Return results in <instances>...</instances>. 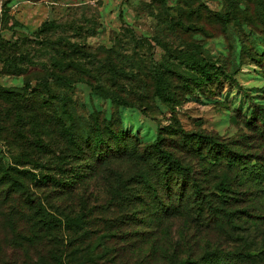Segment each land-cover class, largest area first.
Returning <instances> with one entry per match:
<instances>
[{
    "label": "rangeland",
    "instance_id": "374dc122",
    "mask_svg": "<svg viewBox=\"0 0 264 264\" xmlns=\"http://www.w3.org/2000/svg\"><path fill=\"white\" fill-rule=\"evenodd\" d=\"M8 21L39 30L41 38L8 29ZM0 34V52L42 65L24 76L7 74L9 68L0 63L1 86L21 87L25 79L47 78L49 73L71 78L68 87L49 82L50 90L69 102L51 125L33 121L28 109L12 110L0 100V160L16 166L15 158L31 157L45 167H18L29 168L36 178L46 174L68 181L73 188L68 199L47 198L53 185L26 179L27 195L13 191L7 200L0 197V264H179L189 252L198 255L195 250L208 241L225 249L235 245L217 227L205 230L182 217L162 221L155 214L146 218L142 211V217L120 218L113 194L120 175L114 172L131 176L140 166L123 158L110 169L94 168L77 156L63 158L65 137L55 122L73 119L79 124L93 111L117 116L121 128L141 145L153 144L161 132L163 147L194 171L204 193L225 175L234 178L225 168L205 171L175 138L181 131L201 132L264 156V139L244 122L249 105L264 106V0H0ZM52 58L74 67L58 71ZM159 76L165 79L164 90L156 87ZM117 96L127 105L119 104ZM42 98L51 100L46 93L34 100ZM51 104L60 105L58 99ZM39 140L50 149L34 145ZM61 161L65 173L58 167ZM244 185L234 189L247 193ZM239 197L237 206L258 208L254 195ZM29 200L34 204L27 206ZM62 201L71 203L74 213L88 216V236L83 229L67 228L59 233L61 241L54 235H34V205ZM104 218H114L113 223ZM103 235L104 244L94 247L95 238ZM259 241L257 237L253 247Z\"/></svg>",
    "mask_w": 264,
    "mask_h": 264
},
{
    "label": "trees",
    "instance_id": "16d2710c",
    "mask_svg": "<svg viewBox=\"0 0 264 264\" xmlns=\"http://www.w3.org/2000/svg\"><path fill=\"white\" fill-rule=\"evenodd\" d=\"M4 5L5 2L2 5L3 8ZM8 29L32 36L35 40L41 38L39 30L31 31L17 21H8ZM25 61L21 54L16 57L14 53L5 55L0 52V63L3 67L9 68L7 74L25 76L42 66L35 62L25 64ZM52 65L61 72L74 67L71 62L56 58H52ZM33 80L35 81L34 86L31 85ZM70 81L71 78L59 73H49L47 78L35 75V77L25 79L21 87L0 85V100L12 110L28 109L31 111L33 121L38 123L42 121L51 125L54 119H58L60 112L67 111L69 102L55 95L50 90L49 82L59 87H68L71 84ZM155 81L156 87L160 86L163 90L165 89L163 77H156ZM42 93H46L51 100L42 98L36 102L35 96ZM55 99H58L59 106L51 104ZM116 101L127 105L118 96ZM61 106L63 109L59 111ZM247 114L248 117L244 120L245 126L256 132L260 139H264V106L251 104L248 106ZM88 117L87 121L83 120L79 124H75L73 119H70L68 123L64 122L65 120L55 122L61 129L60 135L65 137L67 153L63 154V158L77 156L80 160L89 161L88 165L94 168L101 165L110 169L113 161L123 158L131 159L140 166L139 170L131 176L123 177L114 172V175H120L113 193L121 208L118 215L120 218L126 215L134 218L139 213L142 217V211L147 213L146 218L155 214V217L162 221L169 217H182L205 230L217 227V231L225 233L231 239L232 244L235 243L225 249L223 246H209L210 241H208L200 250H195L198 255L189 252L188 254L195 257L188 255L179 264H264V156L242 152L236 149V144L230 140L220 142L219 139L201 132L181 131L178 138H175L176 142L180 141L183 149L196 157L205 171L213 170L215 167L225 168V172L234 176L230 178L227 177L228 174L225 175L214 185L213 190L204 193L196 181L194 171H191L189 166L184 165L174 157L171 151L163 147L166 138L161 135V132L158 133L157 140L153 144L141 145L136 137L121 128L117 116L106 118L97 111H93ZM34 145L49 148V144L44 140H39ZM27 158H15L12 163L16 166L5 164L0 160V185L4 186L0 190V197L7 200L13 191H20L27 195L25 181L28 179L32 182L38 181L47 188L53 185L54 188L45 194L47 198H60L61 196H67L65 199L69 198L68 195L73 190V188H68L72 187L70 182L54 180L52 176L46 174L36 178L29 168H19L18 166L27 165L33 169L45 167L31 157ZM63 163L64 161H61L58 167L65 173L67 169L62 168ZM238 184H245L244 186L248 187L247 193L257 198L258 208L252 205L240 207L235 204L242 199L240 195L247 194L234 189V186ZM43 203L34 205L32 217L35 228H33L38 229L37 234L34 235L38 237L40 234L54 235L61 241L62 237L59 233L65 228L83 229L82 234L84 233L85 236H88L86 233L89 234L92 231L84 229L88 216L82 211L74 213L73 209L68 208L71 203L65 205V201H62L55 203L56 206L48 203L47 207ZM25 204L32 205L34 201L29 200ZM198 219L201 221L193 222ZM113 220L114 218H110L106 221L113 223ZM144 222L145 220L142 221ZM80 235L74 239H78ZM103 237L105 238V235L95 238L97 243L95 242L94 247H97L101 241L104 244ZM257 237L260 238L258 242L260 246L253 247ZM150 247L153 250L154 245L150 244ZM189 248L192 250V246Z\"/></svg>",
    "mask_w": 264,
    "mask_h": 264
}]
</instances>
